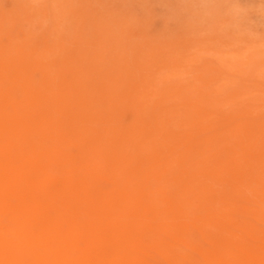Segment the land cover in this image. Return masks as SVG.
Masks as SVG:
<instances>
[{
    "label": "rangeland",
    "instance_id": "rangeland-1",
    "mask_svg": "<svg viewBox=\"0 0 264 264\" xmlns=\"http://www.w3.org/2000/svg\"><path fill=\"white\" fill-rule=\"evenodd\" d=\"M263 118L264 0H0V130L37 177L17 185L87 214L136 176L141 208L104 225L121 245L208 251L216 217L241 225L233 203L264 204Z\"/></svg>",
    "mask_w": 264,
    "mask_h": 264
},
{
    "label": "bare ground",
    "instance_id": "bare-ground-1",
    "mask_svg": "<svg viewBox=\"0 0 264 264\" xmlns=\"http://www.w3.org/2000/svg\"><path fill=\"white\" fill-rule=\"evenodd\" d=\"M75 15L71 18L74 19ZM101 56L104 57L103 54ZM0 137V264H264V230L260 231V228L264 229V204L243 206L233 203L232 206L237 207L244 219L241 225L231 216L222 219L216 217L219 237L208 251L183 244L185 250L180 253L172 249L169 243L160 241L148 247L153 249V253H150L137 239L121 245L114 238L116 232L104 226L107 216L121 217L130 212L129 206H133L135 211L141 208L145 200L143 196L148 192L141 190L136 176L133 181L128 178L115 200L117 204L112 208L107 201V204L99 202L101 204L98 206L89 208L87 214L48 211L49 200L43 203L38 199L25 198L17 185V182H26L29 190H37V177H34V173L30 174L34 162L23 160L18 166L11 165L7 161V126L0 130ZM33 150L36 156L37 147L34 146ZM7 181H12L14 187L7 189ZM232 202L230 200V204ZM101 213L104 220H101Z\"/></svg>",
    "mask_w": 264,
    "mask_h": 264
}]
</instances>
